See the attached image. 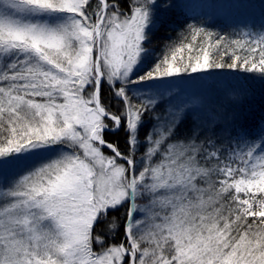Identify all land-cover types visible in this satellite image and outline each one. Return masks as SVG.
I'll return each mask as SVG.
<instances>
[{
	"label": "snow or ice",
	"instance_id": "obj_1",
	"mask_svg": "<svg viewBox=\"0 0 264 264\" xmlns=\"http://www.w3.org/2000/svg\"><path fill=\"white\" fill-rule=\"evenodd\" d=\"M186 7L0 0V264H264V117L235 109L264 84V0L228 35Z\"/></svg>",
	"mask_w": 264,
	"mask_h": 264
},
{
	"label": "trees",
	"instance_id": "obj_2",
	"mask_svg": "<svg viewBox=\"0 0 264 264\" xmlns=\"http://www.w3.org/2000/svg\"><path fill=\"white\" fill-rule=\"evenodd\" d=\"M219 2L220 0H181L183 5H188V7L183 8V12L186 15L179 14L180 10H178L177 13L173 14L172 20L177 22L188 20V22L203 23L210 29L228 35L233 31V25L243 21H255L258 23L261 18L260 0H253L255 6L252 8L251 15H248L245 10H233L232 12L229 11L227 16H223L219 13L221 10L217 7ZM183 27V23H180L179 28ZM178 30L177 24L169 21L168 25L162 27L157 32L156 38L153 41V47L157 53L160 52V47L164 43L163 38L168 36L176 38ZM225 60L228 62L227 58ZM215 74V78L217 79L231 78L232 70H215ZM249 87L251 95L244 97L235 105V109L250 121H258L261 117H264V84L259 80H254L249 83ZM108 139L119 143L121 148L124 147L123 133L109 134ZM119 238V234H117L116 239L119 240Z\"/></svg>",
	"mask_w": 264,
	"mask_h": 264
},
{
	"label": "rangeland",
	"instance_id": "obj_3",
	"mask_svg": "<svg viewBox=\"0 0 264 264\" xmlns=\"http://www.w3.org/2000/svg\"><path fill=\"white\" fill-rule=\"evenodd\" d=\"M220 9V8H219ZM221 11L219 12L221 15H223V16H227V14H228V12H225L224 10H222V9H220ZM246 12H247V14L248 15H251V11H253L252 10V8L251 9H247V10H245ZM232 12V11H231ZM242 16V15H241ZM244 16H245V14H244Z\"/></svg>",
	"mask_w": 264,
	"mask_h": 264
}]
</instances>
